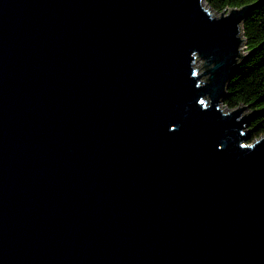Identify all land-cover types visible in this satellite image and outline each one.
I'll list each match as a JSON object with an SVG mask.
<instances>
[{
	"label": "water",
	"instance_id": "obj_1",
	"mask_svg": "<svg viewBox=\"0 0 264 264\" xmlns=\"http://www.w3.org/2000/svg\"><path fill=\"white\" fill-rule=\"evenodd\" d=\"M204 2L0 0V264H264V136L221 108L264 0Z\"/></svg>",
	"mask_w": 264,
	"mask_h": 264
},
{
	"label": "trees",
	"instance_id": "obj_2",
	"mask_svg": "<svg viewBox=\"0 0 264 264\" xmlns=\"http://www.w3.org/2000/svg\"><path fill=\"white\" fill-rule=\"evenodd\" d=\"M257 0H205L216 12L242 7ZM246 55L229 81L222 103L230 110L246 106L252 113L248 124L252 143L264 136V2L253 7L242 22Z\"/></svg>",
	"mask_w": 264,
	"mask_h": 264
},
{
	"label": "rangeland",
	"instance_id": "obj_3",
	"mask_svg": "<svg viewBox=\"0 0 264 264\" xmlns=\"http://www.w3.org/2000/svg\"><path fill=\"white\" fill-rule=\"evenodd\" d=\"M204 6L206 8H208V9H210L212 12H215V15H220L221 14V12H216V11L212 10L211 8H209V6L206 4V2H204ZM202 66H203V60L198 58L197 61H196V67H198V68L201 67L199 70L202 71L203 70ZM221 108L223 109L224 112L230 111V109L226 105H224L223 103H221Z\"/></svg>",
	"mask_w": 264,
	"mask_h": 264
}]
</instances>
